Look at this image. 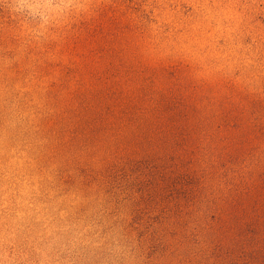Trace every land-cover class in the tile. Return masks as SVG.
Wrapping results in <instances>:
<instances>
[{"label":"rangeland","instance_id":"374dc122","mask_svg":"<svg viewBox=\"0 0 264 264\" xmlns=\"http://www.w3.org/2000/svg\"><path fill=\"white\" fill-rule=\"evenodd\" d=\"M59 50L69 51L75 62L91 53L95 67L107 70L100 77L63 80L53 100L45 81L32 93V73L39 70L33 65L45 66ZM26 51L32 52L27 60L35 61L29 71L18 64ZM101 52L108 54L106 64L97 57ZM95 78L101 85L91 89L89 80L99 83ZM217 79L231 85L225 92L235 105L236 88L264 97V0H0V264L103 262L102 242L90 244L81 236L92 221L86 212L95 207L88 195L78 193L71 202L64 198L67 191L50 190L53 196L46 199L32 188L39 175L54 178L27 159L39 150L45 124L63 120L58 109L99 115L85 138L94 144L68 135L76 154L123 155L132 135H151L160 127L138 115L143 101L171 108L182 98L179 86L191 82V103L212 111L214 105L203 100ZM98 218L102 222V213ZM83 247L91 254L82 256Z\"/></svg>","mask_w":264,"mask_h":264},{"label":"trees","instance_id":"16d2710c","mask_svg":"<svg viewBox=\"0 0 264 264\" xmlns=\"http://www.w3.org/2000/svg\"><path fill=\"white\" fill-rule=\"evenodd\" d=\"M30 53L18 59L28 71L35 63L28 61ZM68 53L55 51L45 66L33 65L42 73H32V93L45 81L53 100L63 80L82 81L93 73L100 77L107 70L95 67L91 53H82L81 62ZM106 56L97 55L104 64ZM61 66L67 68L63 73ZM44 73L49 79H38ZM96 80L98 84L89 80L91 89L100 87L102 80ZM191 84L179 86L182 98L171 108L143 101L138 115L160 127L151 135H132L123 155L107 150L105 158L82 157L74 152L66 143L68 135L94 144L85 138L99 118L80 109H58L63 120L55 127L45 124L38 136L39 150L27 160L54 178L39 175L34 193L48 199L53 191H67L68 201L79 198L78 193L88 195L95 207L86 212L92 221L82 227L81 236L90 244L102 242V264H264V97L236 88L235 105L225 92L232 91L231 85L217 79L203 100L214 108L204 112L191 103ZM51 132L56 135L52 139ZM104 143L111 141L105 138ZM87 247L81 249L84 257L91 254Z\"/></svg>","mask_w":264,"mask_h":264}]
</instances>
